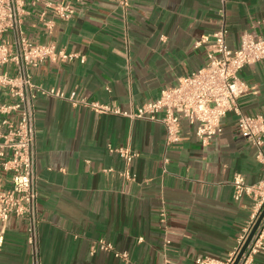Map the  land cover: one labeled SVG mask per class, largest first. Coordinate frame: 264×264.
Wrapping results in <instances>:
<instances>
[{"label": "crops", "instance_id": "crops-1", "mask_svg": "<svg viewBox=\"0 0 264 264\" xmlns=\"http://www.w3.org/2000/svg\"><path fill=\"white\" fill-rule=\"evenodd\" d=\"M127 1L126 8L115 0L72 1L68 20L47 13L50 30L35 13L24 20L32 40L74 54L30 69L35 83L63 94L35 99L40 264H195L201 254L224 257L257 210L253 196L233 197L236 174L247 184L264 179L257 148L237 131L235 112L206 144L195 124L182 119L180 140L170 145L163 123L127 113L203 67L222 23L230 49L244 32L264 36V0ZM238 76L247 85L241 112L264 115V60L243 65ZM72 92L83 102L69 100ZM88 102L123 113L99 112ZM110 147L136 155L127 163ZM99 240L112 250L96 247ZM0 264H32L25 219L9 218ZM254 264H264V250Z\"/></svg>", "mask_w": 264, "mask_h": 264}, {"label": "built area", "instance_id": "built-area-1", "mask_svg": "<svg viewBox=\"0 0 264 264\" xmlns=\"http://www.w3.org/2000/svg\"><path fill=\"white\" fill-rule=\"evenodd\" d=\"M72 1L78 0H0V245L9 218L12 215L26 220V241L30 248L32 264H40L37 225L38 192L36 188V135L35 99L38 94L62 97L55 88H44L32 79L31 68L45 61H66L74 54L59 49L53 42L39 43L32 40L25 28V18L35 13L46 30L52 22L46 19L50 12L62 20L75 14ZM126 8L127 0H115ZM225 1V0H223ZM227 30L222 23L212 34V48L206 52V64L178 79L173 86L164 87L159 96L140 105L127 115L157 120L165 127V144L180 140L182 119L195 124V134L206 144L222 132V119L228 112L237 114V131L257 148L256 157L264 166V115L245 114L238 104L246 92V83L238 76L245 64L264 60V36L255 32L240 35L238 47L230 49L226 44ZM207 38L197 40L199 46ZM68 99L83 102L72 92ZM99 112L123 113L117 107L88 102ZM126 114V113H125ZM128 163L136 155L125 148H111ZM127 179L133 175L124 172ZM233 197L242 195L255 198L257 210L249 225L237 237L233 249L224 257L210 254L197 255L195 264H232L244 244L262 207H264V179L247 184L241 174L232 179ZM160 222L166 214L160 211ZM141 240V238H139ZM165 242H169L168 239ZM112 250L109 243L97 241L96 247ZM264 250V217L242 252L237 264H254L255 255ZM116 255L119 254L116 252Z\"/></svg>", "mask_w": 264, "mask_h": 264}, {"label": "water", "instance_id": "water-1", "mask_svg": "<svg viewBox=\"0 0 264 264\" xmlns=\"http://www.w3.org/2000/svg\"><path fill=\"white\" fill-rule=\"evenodd\" d=\"M262 217H264V207H262V209H261V211H260V213H259V215H258L256 221L254 222V224H253V226H252V228H251V230H250V232H249V234H248V236H247V238H246L244 244L242 245L240 251L238 252V254H237V256L235 257V259H234V261H233L232 264H237V262H238V260H239V258H240V256H241V254H242V252L244 251L246 245H247L248 242L250 241V239H251L252 235L254 234V232H255L257 226L259 225L260 220L262 219Z\"/></svg>", "mask_w": 264, "mask_h": 264}]
</instances>
